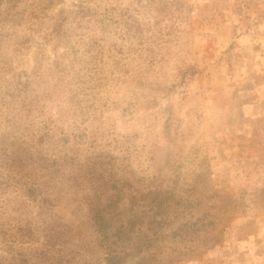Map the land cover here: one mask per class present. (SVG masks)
Instances as JSON below:
<instances>
[{"label": "rangeland", "instance_id": "374dc122", "mask_svg": "<svg viewBox=\"0 0 264 264\" xmlns=\"http://www.w3.org/2000/svg\"><path fill=\"white\" fill-rule=\"evenodd\" d=\"M0 145L94 163L124 264H264V0H0ZM72 198L58 264H106Z\"/></svg>", "mask_w": 264, "mask_h": 264}, {"label": "trees", "instance_id": "16d2710c", "mask_svg": "<svg viewBox=\"0 0 264 264\" xmlns=\"http://www.w3.org/2000/svg\"><path fill=\"white\" fill-rule=\"evenodd\" d=\"M59 67L57 62L58 70ZM25 102L32 104L31 100ZM21 146L22 157L21 153L7 152L0 145V216L8 218V221L0 223V241L4 243L5 253L10 255L0 256V264H58L64 260L66 253L62 244L78 237V228H72L69 222H65L66 216L61 208L58 210L60 203L69 196L74 198L68 201V205L85 206L91 217L99 245L106 251L105 263L124 264L125 256L115 253L113 248L117 245L113 238L119 234L115 226L122 221L118 218L123 215L119 208L122 196L110 193L112 186L109 184L99 186L102 172L97 171L94 163L78 164L62 158L59 161L60 157L51 159L40 153L27 156L29 148ZM87 183H90V188H87ZM73 189L94 191L78 199ZM6 194L11 196L8 201L2 196ZM5 202L10 203L9 209L3 206ZM13 211L26 217L22 219ZM121 229L123 235L125 227ZM41 238L43 242H40ZM25 240L40 243V247L24 248ZM15 242L21 246L17 248Z\"/></svg>", "mask_w": 264, "mask_h": 264}]
</instances>
